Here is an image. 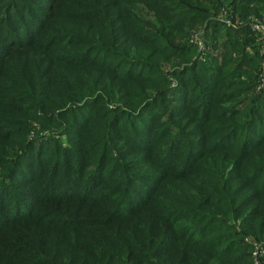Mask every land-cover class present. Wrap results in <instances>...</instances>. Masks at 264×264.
<instances>
[{
  "label": "trees",
  "instance_id": "1",
  "mask_svg": "<svg viewBox=\"0 0 264 264\" xmlns=\"http://www.w3.org/2000/svg\"><path fill=\"white\" fill-rule=\"evenodd\" d=\"M220 7L264 16V0H0V264H250L260 57L246 24L213 21L203 61L187 40Z\"/></svg>",
  "mask_w": 264,
  "mask_h": 264
},
{
  "label": "rangeland",
  "instance_id": "2",
  "mask_svg": "<svg viewBox=\"0 0 264 264\" xmlns=\"http://www.w3.org/2000/svg\"><path fill=\"white\" fill-rule=\"evenodd\" d=\"M221 13H225L227 15V17L229 18L228 21H229L230 25H227L225 22L222 21L221 16H220ZM248 17H250V16L238 18V16L233 15L230 12V10H228L224 7H220L216 11V13H214L213 16L211 17L212 19H211V22L209 24L205 23L200 28L193 29L188 33V38H187L188 43L191 44L194 48V53L192 54L193 55L192 57L196 56L198 61L205 60L208 53H214L215 52V48H213L212 44H215L217 47H219L218 44L224 40V36L222 35V33H223L222 29L227 28V27L228 28H234L236 26H242V24L245 23V21ZM251 18L255 19L258 23L264 24V16L262 18H257V17L251 16ZM213 21L219 22L221 24V26H223L222 29H221L220 25L215 24V22H213ZM247 28L249 29L248 31L251 32V34H250V37H252L251 41H248L245 43L244 40H243V42L241 40L243 38H239V39L241 40L242 45H243V43L246 44L245 50L248 51L250 54L254 49L257 51L258 57H260V58H258L259 59L258 71H259L262 69L261 68V62H264V39H262L259 36L257 31H253L251 26L247 25ZM245 37L248 38L247 36H245ZM169 66H170V63H164L162 65V70L164 71V73L166 72L165 74L168 73ZM168 77H169V75H168ZM262 80H263V83H262V85H260V82H262V81L259 80V75H257V77L255 79V83H254L255 85H254V88L252 89V91L258 92L264 88V77ZM171 82H172L171 85H173L174 82L172 80H171ZM161 104H163L167 107L170 106V102H166V101H163ZM159 119H161L163 121L166 119H170V117L167 118L166 115L157 116L155 120H159ZM124 121L125 120H121L119 122L118 126H116L114 128V130L119 131V128L122 130L124 128ZM30 123H31L30 127H29V129H31L30 133H33L35 130L40 129V127H41V126L39 127V124L37 122L35 123V122L31 121ZM42 129H45V127ZM42 129H41L40 133L45 134L44 133L45 130H42ZM47 129H49V131L51 133H53L54 138L58 141V143L60 145H62V144L65 145L66 143L68 144L67 136L65 134L59 135V133H62L60 126L59 127H56V126L47 127ZM50 149L51 148H49L46 151L45 147H41V150L39 152L40 156L45 157L47 155H50ZM244 240L246 243H248L250 245V249L244 250L242 252H237V253H242L243 259L245 257V260H243L242 263L246 262V263H250V264H255V262H254L255 256L252 255V250L255 246H264V241L256 242V241L249 239V238H245ZM257 260H258V264H264V259L262 256L257 257Z\"/></svg>",
  "mask_w": 264,
  "mask_h": 264
},
{
  "label": "built area",
  "instance_id": "3",
  "mask_svg": "<svg viewBox=\"0 0 264 264\" xmlns=\"http://www.w3.org/2000/svg\"><path fill=\"white\" fill-rule=\"evenodd\" d=\"M221 19L223 22H225L227 25H230L229 23V18L227 17V15L225 13H221L220 14ZM246 25L251 26V28L253 29V31H257V33L259 34V36L264 39V24L258 23L255 19H252L251 17H248L245 21ZM261 70L259 73V80H261L262 82H260V85H262L263 83V77H264V62H261ZM252 255L255 256V264H258V260L257 257H261L264 255V246H255L252 250Z\"/></svg>",
  "mask_w": 264,
  "mask_h": 264
}]
</instances>
